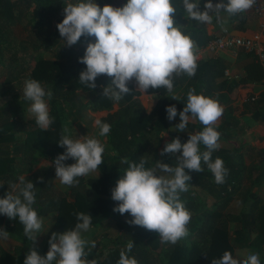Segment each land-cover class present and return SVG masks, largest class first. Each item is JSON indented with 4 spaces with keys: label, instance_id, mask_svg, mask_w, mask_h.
<instances>
[{
    "label": "trees",
    "instance_id": "1",
    "mask_svg": "<svg viewBox=\"0 0 264 264\" xmlns=\"http://www.w3.org/2000/svg\"><path fill=\"white\" fill-rule=\"evenodd\" d=\"M65 2L0 0V181H3L0 185V198L11 190V185L18 182L21 175L31 180L36 187V203L33 207L37 214L58 213L50 237L53 232L62 233L73 229L79 222L76 213L91 214V225L101 227L105 233H102L104 239L100 247L85 250L88 253L86 259L96 264H118L121 251L135 258L138 264H211V260L221 258L225 251L239 258L235 254L236 249L263 250L264 200L252 187L264 184V147L260 149L262 166L248 169L241 152L244 141L242 144L237 142L238 135L246 131L249 125L243 115H236L231 108L226 109L224 119L216 126V130L221 134L220 139L232 143L234 147L232 150L217 149L212 152V160L222 158L228 169L225 182L215 183L212 172L202 161L204 170L199 173L189 172L191 180L188 191L180 194L181 200L191 212V221L187 226L189 235L186 238L176 244L161 242L157 232L130 225L126 222L131 219L129 214L121 215L113 211L118 202L111 198V189L128 167V164L120 163L123 158L136 163L143 159L147 161L145 167H152L160 157V147L164 140L162 133H171L165 123L166 106L175 105L179 113L187 102L189 89L206 96H210L213 91L214 95L221 96L218 102L225 103L228 96L219 94L221 89L231 93L238 86L264 77L257 57L246 66V76L221 82L217 81L221 75L220 71L217 72V69H221L217 60L197 59L194 76L185 74L173 81L174 88H183L181 94H175L178 101L171 99V94L165 88L147 91L159 95V101L150 113L134 98L141 91L136 89L133 80L128 85L132 90L122 97L120 109L102 120V123L111 125L107 136L113 153L106 154L104 151L103 163L99 167L101 176L86 181L80 179V186L85 191L71 188V193L64 194L52 187L53 173L38 165L47 157L54 160L65 150L57 142L62 135H66L64 129L70 119L76 118L85 108L98 111L110 108L114 102L102 95L103 86L111 84L109 77H98L95 89L88 88L78 80L80 72L86 67L78 58L84 55L87 43L94 42L95 38L81 37L78 43L70 47L64 44L57 24L64 18ZM171 2L177 10L174 14L175 23L183 25V32H191L190 38L200 43L204 38V30L191 26V21H197L187 17L182 0ZM205 2L199 0L201 10ZM212 2L216 3L215 0ZM125 3L127 0L118 4L113 0L98 2L101 7L105 4L118 7ZM201 44H206V40ZM252 69L259 70V75L252 73ZM27 79H36L46 90L53 92L48 106L54 121L47 130L41 129L36 122L33 123L25 116L27 106L31 103L23 98V86ZM82 93L87 97L85 103ZM252 118L258 117L253 115ZM203 127L197 120L196 123H189L187 129L196 133ZM204 150L201 145V151ZM171 157L165 159L174 166L176 163ZM255 169L258 171L256 177L252 178L254 185L240 193L245 178L249 177L247 175L253 176ZM40 177H43L42 181L38 179ZM91 192L94 193L93 199H89ZM70 194L73 198H70ZM237 197H240V204L234 207L232 204ZM4 218L5 215L0 214V228ZM111 226H116L118 230L117 236L113 238L106 233ZM132 240L134 247L128 252L126 246ZM260 264H264V260Z\"/></svg>",
    "mask_w": 264,
    "mask_h": 264
},
{
    "label": "clouds",
    "instance_id": "2",
    "mask_svg": "<svg viewBox=\"0 0 264 264\" xmlns=\"http://www.w3.org/2000/svg\"><path fill=\"white\" fill-rule=\"evenodd\" d=\"M182 4L189 19L211 23L213 16L220 21L221 12L229 15L245 12L256 4V0H227V3L219 0L215 4L206 0L203 10L199 0H182ZM176 12L171 0H127L118 7L111 4L101 7L96 0H66L64 18L57 24V29L69 47L78 43L81 37L95 38L94 42L87 43L84 55L78 58L86 65L78 77L81 84L95 89L97 78L105 75L111 84L103 86L102 95L119 102L132 90L128 85L134 80L136 89L142 92L165 88L171 99L178 101L173 81L185 74L189 77L195 75L198 49L190 36L183 32V25L175 23ZM52 96L53 92L46 90L38 80H25L23 98L31 102L28 110L43 130L54 121L48 106ZM166 114L169 121L179 115V123L174 125L177 132L187 130L190 119L199 120L204 127L195 134L189 133L186 142L182 143L177 136L161 149V156L171 154L175 157V166L157 160L154 166L145 167L146 160L136 163L123 158L120 163H126L128 167L111 189V198L118 202L113 211L131 217L127 223L157 232L161 242L176 244L189 235L187 226L191 212L180 198L181 193L188 191L189 172H202L203 161L212 172L215 183L222 184L228 169L222 158L212 160V152L220 147L221 134L216 125L223 115V107L217 99L189 89L183 109L178 113L175 105H168ZM95 126L101 137L107 136L111 130V125L100 119L95 121ZM64 131L67 133L69 129ZM57 143L65 149L54 158L55 176L63 185L72 187L78 184V177L96 172L103 163L105 145L96 136L62 135ZM201 145L206 150L201 151ZM69 159L75 162L66 164ZM38 179L42 181L43 177ZM35 188L31 180L21 175L18 182L11 185V190L0 198V214L9 219L18 217L31 241L36 240V233H41L43 228V219L33 207ZM76 217L79 222L73 229L52 233L46 255L30 248L23 264H53L54 261L56 264H96L86 259L88 241L82 237V233L91 227L92 215L78 212ZM8 238L9 232L0 228V239ZM95 246V242H91V247ZM126 247L130 252L134 241H129ZM118 264L138 262L121 251ZM211 264H260V259L258 252L245 258H234L231 252L225 251L221 258L211 260Z\"/></svg>",
    "mask_w": 264,
    "mask_h": 264
},
{
    "label": "crops",
    "instance_id": "3",
    "mask_svg": "<svg viewBox=\"0 0 264 264\" xmlns=\"http://www.w3.org/2000/svg\"><path fill=\"white\" fill-rule=\"evenodd\" d=\"M96 2L98 3L99 0H96ZM215 2L217 3L219 0H215ZM224 2L227 3V0H224ZM220 16V21H217L215 16H213L211 23L191 21V26H195V28H202L205 33L204 38L201 39L200 43L194 42L198 49V59L202 61L210 59L217 60L220 63L221 69H217L218 73L219 71L221 72V75L217 78L218 82H221L225 79L238 80L241 77L247 75L246 66L255 60L257 57L256 54L243 48L236 52L229 49L211 51L208 47V42L225 32H229L240 37H250L255 33H259L261 34L262 44L264 47V17L256 14L253 7L243 13H237L235 15H229L227 12H221ZM190 33L191 32H188L187 35L190 36ZM193 39L194 38H192V40ZM205 40L206 44L202 45L201 43ZM260 64L264 72V66L261 62ZM251 72L257 76L259 75V70L252 69ZM256 79L258 81H250L243 86H238L231 93H228L227 90L223 89L219 91V94H226L228 96V100L221 104L223 107V115L219 118L216 126L222 123L227 108L233 109L234 113L238 116L243 115V118L249 125V128L246 131L238 135L239 137L237 142L238 144H242L244 141V144L241 145V152L244 155L245 164L247 165L248 169L256 168L262 164L260 149L264 147V77L260 80L258 78ZM174 89H176L175 94L178 95L182 93L183 88L175 87ZM210 96L217 100L221 98L220 95H214L213 91ZM134 98L139 100L147 113L153 111L159 101L158 94L142 91ZM82 99L84 103L87 102V97L83 93ZM121 100L119 102L114 101L110 108H104L98 111H94L90 108L83 109L81 113H78L76 118L70 119L69 124L66 126L67 129H69L66 135H71L72 137L86 134L88 136H96L105 145V148L109 149V153L112 154L113 150L108 142V136H99V128L95 126V121L100 119L102 122V120L109 114L116 113L121 107ZM253 115L258 118H252ZM179 120V115H177V117L172 121H169L166 117V127L171 131V133H162L165 135L163 145L160 147V152L161 149L164 148L165 144L171 142L175 137L179 136L181 142L184 143L189 138V133L195 134V132L191 131L190 129L184 130L183 132L175 131L174 125L179 123ZM196 122L197 119H190L189 123ZM234 131L237 132V130ZM219 144L220 147L218 149L232 150L234 147L232 143L223 139L219 140ZM105 153L108 154L106 150ZM168 156H171V154H165L164 156L160 155L158 160H162L164 163H169L165 159L168 158ZM171 158L174 163H177L174 156ZM74 162L75 161L72 159L65 161L66 164H71ZM38 167H43L44 169L50 170L53 173L54 179L52 181V187H57L59 190H61V187L65 188V185L61 184L59 179L55 176L54 160L48 157L44 158L39 163ZM257 171L258 170L255 169L253 176L247 175L249 177L245 178L243 183L244 187L241 189L240 193H242L248 186L252 187L254 185L252 183V178L256 177ZM97 176H101L99 168L96 172H92L87 176H82L80 179L98 178ZM2 182L3 181H0V185ZM252 190L257 192L264 200V184L255 185L252 187ZM70 191H72V189ZM45 193H48V191ZM240 193L237 195L239 196ZM238 198L240 197L236 198L237 201ZM57 215L58 213L55 212L38 215L43 219V228L41 233H36L37 238L35 241H31L26 237L23 231V225L19 222V219H9L5 215L1 228L9 232V238L7 240L0 239V264H23L26 254L28 253L29 249L33 247L40 255H46L50 247L48 243L50 238L49 233L52 227H54V224L57 220ZM108 229L106 230V233H108ZM102 233L104 232H102L101 227H95L93 225H91L87 232L82 233V237L88 241V244L85 246V250L92 248L91 242L93 241L95 242V245L97 244L96 246L100 247L102 238L105 234L104 233L102 236ZM108 235L113 238L112 234L108 233ZM253 252L259 253L260 262L261 260H264V248L261 251H254L248 248L236 249L235 254L239 258H245L248 254ZM53 264H56V262L54 261Z\"/></svg>",
    "mask_w": 264,
    "mask_h": 264
},
{
    "label": "built area",
    "instance_id": "4",
    "mask_svg": "<svg viewBox=\"0 0 264 264\" xmlns=\"http://www.w3.org/2000/svg\"><path fill=\"white\" fill-rule=\"evenodd\" d=\"M253 9L256 14L264 17V0H256V4L253 6ZM208 47L211 51L229 49L235 52L243 48L249 52L255 53L258 60L264 66V47L262 44L261 34L259 33H255L250 37H240L229 32H225L222 35L210 40L208 42Z\"/></svg>",
    "mask_w": 264,
    "mask_h": 264
},
{
    "label": "rangeland",
    "instance_id": "5",
    "mask_svg": "<svg viewBox=\"0 0 264 264\" xmlns=\"http://www.w3.org/2000/svg\"><path fill=\"white\" fill-rule=\"evenodd\" d=\"M122 0H113V2H115L116 4H118V3H120ZM29 107H30V104L27 106V110H26V117L28 118V119H30V121H32L33 123L35 122L34 121V118H35V116L32 114V113H30L29 112ZM105 150L109 153V149H106L105 148ZM107 154V153H106ZM80 178L81 177H79V179H78V184H76V185H74V186H72V187H70V188H68L69 186H66L65 185V188H63V187H61L60 189H61V191L63 190V192H64V194H67V193H71L72 191H70L71 190V188H74V189H79V190H83V191H85V189H83V187L82 186H80V184H81V182H80ZM82 180L83 181H86L84 178H82ZM57 188V187H56ZM68 188V189H67ZM59 189L57 188V190L56 191H58ZM92 195L94 194V193H91ZM69 195V194H68ZM92 195H90L89 196V199H93L94 198V196H92ZM70 198H73L72 197V195L70 194ZM237 204H240L237 200L236 201H234L233 202V204H232V206H235V207H237ZM228 209V208H227ZM117 227L116 226H111L109 229H108V233H110V234H112L113 235V237L116 235L117 236Z\"/></svg>",
    "mask_w": 264,
    "mask_h": 264
}]
</instances>
